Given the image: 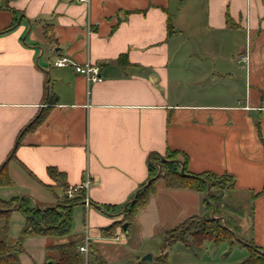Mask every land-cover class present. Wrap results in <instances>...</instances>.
I'll return each mask as SVG.
<instances>
[{
    "label": "crops",
    "instance_id": "0c3cea01",
    "mask_svg": "<svg viewBox=\"0 0 264 264\" xmlns=\"http://www.w3.org/2000/svg\"><path fill=\"white\" fill-rule=\"evenodd\" d=\"M62 58L100 66L103 82L58 68ZM168 151L191 175L232 176V209L216 213L207 194L158 180L128 230H108ZM3 165L12 185L0 199L43 207L63 196L49 168L71 188L89 179L73 237L88 234L108 264L143 262L147 242L194 216L228 220L264 249V0H0ZM10 221L23 229L25 216ZM41 238L46 252L28 264H46L59 242Z\"/></svg>",
    "mask_w": 264,
    "mask_h": 264
},
{
    "label": "trees",
    "instance_id": "16d2710c",
    "mask_svg": "<svg viewBox=\"0 0 264 264\" xmlns=\"http://www.w3.org/2000/svg\"><path fill=\"white\" fill-rule=\"evenodd\" d=\"M50 101L54 102V98L51 97ZM43 118V115L39 116L27 130L35 128L42 122ZM177 156V152L168 151L165 157L158 159V164L162 170L159 179L163 180L168 188L191 189L204 195L210 190L206 202L215 207L216 213L232 209L230 205L224 202L225 193L234 186L232 176L219 177L212 173L191 175L187 171L186 161L182 163L185 170V173L182 174V167L180 168L178 165ZM11 158H15L14 153L11 154ZM154 170L155 168L150 170L151 182L147 188L145 186L141 188L134 200L123 211L121 221L113 224L108 230L117 227L123 228L125 224L130 226L134 223L139 211L147 205L150 197L155 192V184L158 179L153 180L155 177ZM48 174L56 183V187L61 188L63 191V196L58 201L61 202L59 207L37 206L26 197L11 200L0 199V220L4 219L6 222L3 229L4 237L0 240V264H22L21 256L25 253L22 240L29 236L55 238L59 241L48 248L49 251L57 253V258L48 256L46 264H84L83 256L79 251L83 240L73 237V212L75 206L84 204L86 201V191L79 189L74 192L73 197H70L68 192L71 187L67 183L66 175L59 173L54 168H49ZM11 185L12 181L8 174L7 165H3L0 167V187ZM13 212H20L25 216L21 240L16 245H10L8 241L10 217ZM235 234L231 230L228 220L223 223L220 219H205L194 216L184 221L177 228L167 232L161 256L153 258L152 262L137 264H170L168 260L169 251L177 243H182L191 249L201 248L208 241L216 244L230 242L233 245L236 238ZM238 241L239 244H243L240 240ZM243 246L249 247L250 254L240 264H264V249H259L250 243H245ZM88 264L108 263L91 246Z\"/></svg>",
    "mask_w": 264,
    "mask_h": 264
},
{
    "label": "rangeland",
    "instance_id": "374dc122",
    "mask_svg": "<svg viewBox=\"0 0 264 264\" xmlns=\"http://www.w3.org/2000/svg\"><path fill=\"white\" fill-rule=\"evenodd\" d=\"M243 45L245 46L244 36ZM161 167L158 164L157 168L154 170L155 177L153 180H161ZM208 197V193H207ZM61 202H58L56 207H59ZM74 209H82V206H75ZM15 222L12 225L10 221V236L8 241L10 245H16L21 240V231ZM231 226V224H229ZM233 227V226H231ZM22 228V225H21ZM237 230V227H235ZM233 229V228H232ZM235 242L232 245L230 242H224L216 244L212 241L205 242L201 248L191 249L187 248L182 243L175 244L169 251L168 260L170 264H240L246 260L249 255V249L243 246L247 243L238 234H235ZM3 238V237H0ZM165 237H155L151 242H147L145 247L151 251L147 254H152L153 256H159L160 248L162 249ZM243 244H239V241ZM44 240L41 237H26L22 240L25 253L22 255L24 264H28L30 258H33L35 262L41 261L45 251ZM120 242V241H119ZM49 256L56 257L57 253L55 251L48 252ZM146 255V256H147ZM144 258V257H143Z\"/></svg>",
    "mask_w": 264,
    "mask_h": 264
},
{
    "label": "built area",
    "instance_id": "2783aa9c",
    "mask_svg": "<svg viewBox=\"0 0 264 264\" xmlns=\"http://www.w3.org/2000/svg\"><path fill=\"white\" fill-rule=\"evenodd\" d=\"M83 4L88 5L90 3V0H80ZM242 60L246 62L248 60L247 57H242ZM58 68H66L73 66L75 71L79 74L82 75L86 78L87 82L89 84H97L103 82L102 74H101V67L95 64H92L90 62H87L85 64H76L73 63L70 59L68 58H62L57 61L55 64ZM91 186V182L89 179L85 181V183L79 187H72L68 195L70 197H73L74 192H76L79 189H84L87 191ZM86 204L89 206V200L86 198ZM116 241H122L123 239L115 235L113 237ZM90 243H91V238L86 234V237H84L82 244L79 247V251L81 255L83 256L84 259V264H88V259H89V251H90Z\"/></svg>",
    "mask_w": 264,
    "mask_h": 264
},
{
    "label": "water",
    "instance_id": "95a60500",
    "mask_svg": "<svg viewBox=\"0 0 264 264\" xmlns=\"http://www.w3.org/2000/svg\"><path fill=\"white\" fill-rule=\"evenodd\" d=\"M182 174L185 173V170L184 168H182L181 170ZM151 181H149V183L145 186V188H147V186L150 184ZM210 192V190H208V193ZM128 227L129 225L128 224H125L124 225V230L127 231L128 230ZM153 260V256L150 254V255H147L146 257L143 258V262H152Z\"/></svg>",
    "mask_w": 264,
    "mask_h": 264
}]
</instances>
